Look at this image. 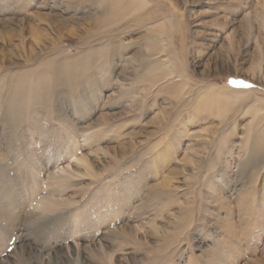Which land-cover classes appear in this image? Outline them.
<instances>
[{
    "label": "rangeland",
    "instance_id": "1",
    "mask_svg": "<svg viewBox=\"0 0 264 264\" xmlns=\"http://www.w3.org/2000/svg\"><path fill=\"white\" fill-rule=\"evenodd\" d=\"M0 264H264V0H0Z\"/></svg>",
    "mask_w": 264,
    "mask_h": 264
},
{
    "label": "bare ground",
    "instance_id": "2",
    "mask_svg": "<svg viewBox=\"0 0 264 264\" xmlns=\"http://www.w3.org/2000/svg\"><path fill=\"white\" fill-rule=\"evenodd\" d=\"M233 92L236 93V94L239 93L238 91H237V92H236V91H233ZM224 96H225V95H224ZM222 97H223V96H222ZM228 99H229V98H228ZM225 101H226V100H225ZM228 103H231V102H228ZM258 141H259V140H258ZM258 141H257V142H258Z\"/></svg>",
    "mask_w": 264,
    "mask_h": 264
}]
</instances>
